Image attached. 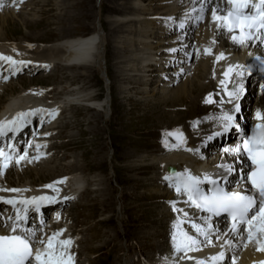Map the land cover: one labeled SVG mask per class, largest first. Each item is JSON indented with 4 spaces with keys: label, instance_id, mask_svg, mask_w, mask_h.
<instances>
[{
    "label": "bare ground",
    "instance_id": "obj_1",
    "mask_svg": "<svg viewBox=\"0 0 264 264\" xmlns=\"http://www.w3.org/2000/svg\"><path fill=\"white\" fill-rule=\"evenodd\" d=\"M6 1H9V5L0 3V48L3 51L13 52L18 57H22V59H25L27 54L23 53L24 48L25 47L29 48L28 46H30L31 48H36V50L34 52L35 58H32V59L38 60L37 65H42L44 68L49 69L52 66L53 67L57 66V64L59 63L60 64L59 66L62 67L63 69H65V70L75 69L77 72L76 74L74 73L75 75L73 76L70 85L64 86L62 83L63 86L59 88V91L62 92V94H63V96H61V98H60L62 100L55 101V100H49L48 98H45L48 95L47 94L48 89L32 88V89H30L31 91H28L27 93H24V94H20V93L17 94V93H15V91L10 93L12 96L9 98V100L11 99L12 103L16 106L23 105L24 107H29L30 103H31V101H29V99H32L33 98L32 94H34V96L39 101L38 103L40 104L41 108H44V109H58V107L61 106V108L66 109V112H67L71 107L70 104H72V103H77V104L78 103H81V104L86 103V104H88L87 105L88 108L89 107L90 108H93V107L97 108L99 111L98 115L102 112L106 113V111H108V107L109 106L111 107L113 104L112 98L110 96H108L105 100H101L100 95L99 94L95 95L94 94L95 92H93L91 90L92 86H89V85L91 84V82L93 80V77H94L93 74L96 73L95 72L96 68H98L99 70H102V68H103V65H104L103 59H105V57L107 55V51H106V49H107V44H106L107 38H109V40H108L109 46L108 47H110L109 54H110V57H112V59L116 58V56L119 57V55L121 57V54L123 55V53L125 52L124 49H126V47H128L127 44H130V47H132V50H130V52H131L130 54L133 57L131 59L132 60L131 65L128 64V62L124 63V65H125L124 70L123 69H121V70H123L122 74H124L126 72L125 74L127 75V72L130 73L129 71L136 74V77L139 80L138 84L140 86L139 87L140 91H139V89H138V91L140 92L141 96H143L144 98H147V100H152L153 102L157 101V103L174 104L173 101H177V100H179L182 103H186V104L190 102L191 105H190V109L187 112V114L180 117L178 120L172 121L171 123H169V126L172 129L178 128L180 123L183 124V122L189 118L192 119V118H195L196 116H198L200 114L206 113L208 109L205 105H203V104L207 103V102H205V100L211 101L214 96H216L218 94L222 95L223 90L226 89L230 84V83H228V81L231 80V75L230 74L225 75V73L227 72V69L224 67H228L230 64L229 60H231V58L236 59L237 55L235 53V55H236L235 56L231 52L225 50V49L230 47V44H228V43H226V41H223L222 39H220L218 32H224L227 35H229V33H227V31L224 29L223 24L221 22L219 23V20H214L210 17L206 18L205 15L201 16V21L197 25L196 20L198 18H196V15H194L192 13V10H190L191 7L186 6L187 3L183 7L182 2H185L184 0H166L169 2L168 4L170 5L169 7H165V9L167 11L166 13H168V11H169V17L171 19H176L177 17H179L180 23L183 22V24H184L183 28H180V26H179L180 24H176L177 29H176L174 35H175L177 41H176L175 45H179L180 43H182V41H183V39H185V35H186L189 38L193 37L194 40L197 42L201 41V43L204 44V49L205 50L210 49V52L208 53L209 58H205V60H202L199 63H197L198 66H194L193 70L189 68L188 61H187V63L184 65V67H182V68L178 67V68L173 69L172 74L166 73V71L169 70L166 68V66H168L169 64H172V62L169 59L162 58V56H160V53H159L162 48L166 47L165 41L167 40V37H166V35L160 34L161 32L159 30L158 31L160 33L155 32V28H156L157 24H159V25L160 24L167 25V24L164 20H162L161 17H158V16H156L155 18L149 17L150 15H152L150 12H152V10H154L153 3H155V2L157 3V1L159 2L161 0H150V1H148V0H130L131 6H130V11H128V12L127 11L125 12V10L128 9L129 7L124 10V7L121 6L120 4H118L119 0H106L108 2L106 12L108 13V15H111L110 22L108 21V24H109V31H108L109 34H107V35H109L108 37H106V34H104V29L101 28L99 25H97V22H98L100 15L99 16L97 15V11H95V5H94L95 13L92 14V11H91L92 9H91L90 10L91 14L89 15L87 12V9H85L83 4L77 3L73 7L76 8L78 12L76 15L71 14L72 15L71 16L72 22H77V21L85 22V21H87V18H93L94 24H95L94 31L91 34L81 35V36H79V35L78 36H71L69 34V32L71 30L70 28L63 30V31H60L62 34L61 39L56 41L53 44H49L48 47L39 45L42 42H40L38 40H33V41H37L36 42L37 44H31V45L27 44L26 45L25 42H26V40H29L28 38H21L22 39L20 41L21 43L18 42V44H17V42H15L9 38V36L7 34L8 33L7 30H6V33H3L2 28L5 29L6 25L9 22L8 20L10 18H14L16 16L20 17L21 16L20 13H22V12H20V11L17 12V10L21 7V5H23L25 2H27L29 0H16V4H18V7L13 4V0H6ZM194 1L195 0H192L191 3ZM208 1L209 0H207V2ZM195 2H197V1H195ZM63 3L66 4L67 0H63ZM121 3H124V2H121ZM33 4L34 3H31V6ZM213 4L215 5L214 1H213ZM92 7H93V5H92ZM155 10H158V9H155ZM188 10H190L191 12H188ZM222 10H223V7L220 5H218V7L215 8V12H217L219 14H220V11H222ZM158 14L162 15V13H160V12H156V13L154 12V15H158ZM114 15L117 17H114ZM209 19H211L212 21L210 22ZM166 21H167V19H166ZM126 23H128V25L131 26V28L129 27V29H131L129 32L126 30L124 31V28L127 27ZM82 26H84V28H85V23H83ZM161 29L163 30L164 27L161 26ZM113 36L116 37L115 41L116 42L118 41L117 44L121 45V46H116V49L119 51L116 55L113 54V52H114L113 51V45L114 44H112V42H111V37H113ZM186 42H187V39H186ZM208 42H209V44H208ZM189 43L191 44L194 42L192 39H190ZM44 45H46V44H44ZM184 46L186 47V45H184ZM184 46L182 48H184ZM192 49H193V44H191V47L189 50L191 51ZM242 50H245V48H243ZM190 51H189V55L191 56ZM221 52L225 53V56L222 59L218 60L217 57L219 56V54ZM126 53H129V51H127ZM247 54H249V53H247ZM190 56H188V57H190ZM188 59L189 58H187V60ZM122 60H123V58H122ZM196 60L194 62H196ZM155 61L157 62V65H158V66H156L157 67L156 70L158 72L161 71L160 74L159 73L156 74V75H159V77H161V80H162L161 81L162 83L160 86H162V88H164V89H162L161 91H160V89L158 90L156 88L160 84L159 81L156 82L153 90L150 89L151 86H150V88L148 86V85H150L151 82H153L155 80H159L158 76L150 75V73H149L150 72L149 67H150L151 63L155 62ZM123 62H124V60H123ZM117 63H119V62H116V64ZM119 67H120V65H119ZM130 67H133V68L130 69ZM23 68L24 67H22L21 69H23ZM15 69H16V67H15ZM162 69H164V71ZM35 70H38V69L36 68ZM184 70H185V72H184ZM228 71H229V69H228ZM39 72H44V71H39ZM208 72H210L211 75L213 76V79H214L213 83H211V81H209L208 83H206V81H205V83H204V77L207 75ZM115 73H116V71H115ZM180 76H181V78H183V82L179 86L172 88L171 83L167 84V81H171V82L175 81ZM19 78H24V76L19 77ZM20 80L21 79H18L14 82H10L9 84H5V82L0 81V91L5 93L6 87H8V86H10V88L12 90L14 83L20 82ZM28 80H29L30 85L35 84L33 81V78L28 79ZM77 81H79V82L83 81V83L82 84L80 83V85L78 84L79 90L78 91L76 90L77 92H74V90H72V88H73V86L76 87V85H77L76 83H78ZM221 81H224V83L221 84ZM124 84L127 85V83H124ZM124 84L122 85L124 88L125 87L127 88L129 85L128 84L127 86H125ZM22 85H23V83H22ZM144 87H147V88L145 89ZM211 89H212V91H211ZM120 90L122 91V89H120ZM127 91H128V88H127ZM64 92H67V93H65V95H64ZM161 92H162L163 96L160 95ZM172 93H176V95L178 94L177 95L178 97H175L174 99H170V100L165 99L166 97H172V95H173ZM195 93H197L198 96L197 95L195 96ZM140 94H139V96H140ZM168 94H169V96H168ZM191 95H194L195 97L194 96L192 97ZM99 99L101 101H99ZM3 100L4 99L2 98V101ZM124 100H125V98H124ZM31 105H32L31 107L37 106V104L36 105L31 104ZM7 107H8V105H7ZM85 107H84V109H85ZM61 108H59L58 110H60ZM215 108H216V112L213 115L212 119L209 118V120L206 121V119L203 118V119L197 120L199 122L195 121V123L188 125L186 127V133H188V136L185 140H182V143H181V137H177V136L170 137L171 140L179 141V145L174 144V145L169 146V147L167 146L168 147L167 149L172 148V150H170L168 152L161 151L160 154H152V155L147 154L148 156H146V154H145L144 156H141L139 158V161L143 157H150V159H148L149 162L146 160L144 165H135L133 167L132 171L133 172L139 171L140 173H145V174H147V172H151V174H155L154 175L155 180L153 178V182L150 181V183H147V184L145 181L143 182V183H145V184H143V186L145 188H146V186H148L149 187L148 190H150V192L147 191L148 195H144V197H143L144 199H147V200L151 199V200L157 201L158 199H160L158 197V195L159 194L164 195L165 193H167L168 200L174 199L175 197L177 198V199H175L176 203L172 202V205L170 207L172 213L169 210L170 208L168 209L167 207L163 206L164 210L162 209L165 212V216H166V211L168 210L167 215L171 214L170 216H173V214L175 213L176 217H177V219L172 217L173 220H171L172 229L176 228L175 239L177 240V238H178V240L175 242L176 249L172 250V247H169L170 253L175 254L174 257L172 258V264H179V262L180 261L182 262L184 259L192 260V258H195L199 254H211L212 253L214 255V257H217L220 252L224 253V257L222 259H216L215 261L217 262V264H219L220 262L222 263V261H223V264H264V251L260 250L261 244H264V233H261L258 230L259 229V221H254V224H256V226H257V231L254 233L252 240L248 239V226H246L244 229H241V231H239V229H237V231H232V229L230 230L229 228H227L225 226L223 228H221V226H222V222H221L219 224V231H222V232L216 233L212 230V228L216 230V228H215L216 221H213L207 213H205L201 209L194 206L188 200L187 194L185 192L181 191L180 193H178L176 191V182L177 181L175 178L177 177V174H184V175L188 174L190 172V170H189L190 169L189 167L191 166L190 162L193 164H198L195 160V157H194V151H192V150L196 149L197 147H200L199 145H201L200 143L202 142L201 140H202L203 135L206 137L207 134L212 133L211 130H213L214 128L218 129V125L220 124V118H221L219 116H221L223 114V111L220 108L219 103H216ZM44 114L45 113H42V115H44ZM102 115L103 114H100V117H102ZM190 115H192V116H190ZM56 120H57V118L55 116H53V123L52 124L54 126L58 124V122H56ZM54 128H56V127H54ZM46 133H47V135H46ZM46 133L42 132L41 135L39 134L37 137L33 138L30 142V146H32V149H33L32 153L36 154L40 164H38V166H36V167L27 169L26 174H23L24 173L23 172L22 174L25 176H21V174H20L19 180L11 179L12 172H8V174L6 175L7 176L6 180H9L12 183L17 184V185H22V184H24V185H30V184L42 185V183L48 182L49 184H52L53 187L61 186V187H63L62 190H68V191H69V185L71 184L72 188H74L75 192L78 189L77 185L83 186V188H85V187L88 188V186L91 184V182H90V180L86 179V175H84L85 169H81V168L79 170L73 169L66 174L63 172L65 174L64 178L59 179V180H57V177L59 174L56 173V175H54L55 172H57V171H55V172L52 171L54 173H49L48 175H42L41 177H38V178L34 177V179H32V175H33L32 171L39 172V171L48 170L50 172V170H51L49 167V164L43 165L44 163H47V154H46V151H44V149H47L46 141H47V138H50V135L52 134V132H49V133L46 132ZM37 145H39V147H37ZM136 155H137V153H136ZM130 159H131V157H130ZM133 162L135 163V161H133ZM29 163H31V159L28 158L27 154H25V159L20 160L19 163H16V165L22 166V165L29 164ZM139 164H143V163H139ZM155 165H158V166L161 165V171H159L158 173L156 172L157 167H155ZM170 166H174L177 169H181V171L178 170L177 174H171V173L166 174V172H162L163 167H167V169H168ZM80 170H82V172ZM153 170H155L156 173H153L154 172ZM35 175H36V173H35ZM62 175L63 174H61V176ZM194 175L199 176L201 178L204 177V174L199 173V172H195ZM207 175H214V174H211L210 172H208ZM4 176L5 175L3 173H1V177H4ZM49 176H52V177H49ZM165 177H173V179L168 180V179H165ZM159 179L162 180V184L167 183V186H165L164 188L161 186L159 188L157 185V181L159 182ZM98 180H96V181L94 180V181L98 182ZM164 181H166V182H164ZM37 183H40V184H37ZM42 188H44V186H42L40 188L39 187L38 188L33 187V188H30V191L31 192H37V191H40ZM170 190L172 191V193L170 192ZM88 191L89 190L87 189V192ZM70 192H72V191H70ZM76 198L77 197H75L73 199H76ZM139 198L140 197H138V199ZM72 200L70 202H72ZM170 201H172V200H170ZM168 203H170V202H168ZM54 205L57 207L56 208L54 207L51 210H55V209L60 207L59 204H54ZM67 206H69V204ZM160 208H161L160 206H157V211L160 210ZM153 210H154V208H153ZM108 211H110V210H108ZM2 215H4V214H2ZM58 219H60V214H59L58 218L56 217V218L52 219L51 223H49L47 226H52L55 224V225H58L57 228H59L60 230L70 229V228H68L69 227L68 224L70 226L72 224L71 220H70V215L67 216L68 223H65L64 220L62 219V221H61L62 224H61V222H59ZM194 224L201 225L208 232V238L210 239L213 237L215 239V241H212L213 240L212 239L211 240L212 243H208V240L206 238H204L202 244H200L198 242V243L192 245L190 248H185V247L181 248L179 243H181V242L183 243L185 233H187V235H189V236L195 237V239H198L201 236H204L203 234H201V232H198L195 227H193ZM209 224L211 225V228L208 227ZM169 226H170V224H169ZM74 229L75 228L71 227V231L76 230V229L75 230ZM162 232L164 233V231H162ZM49 233H51V231H48V233H40L39 232L37 234V237H35V240L40 241L39 243H41V241H48L49 238H53L55 236V239L53 240L54 247L57 250H63V248L61 247V245L58 242V237L56 235L51 236V234H49ZM78 237H80V236H78ZM173 237H174V234H173ZM217 237H219V239H217ZM162 240H164V239H162ZM172 240H174V239H172ZM165 242L167 243V237L165 238ZM172 245H173V243H172ZM177 245L180 246L179 250H177ZM90 246H91L90 244H89V246H87V250L92 249ZM38 247L40 248V246H38ZM77 248H78L77 246H76V248H73L72 246H70L69 249L67 248V253H68V250H69V253L71 255H75L78 252V254L80 256L81 254ZM162 248H164V247L159 248V252H160V249H162ZM166 248H167V246H166ZM154 252H155V249H154ZM154 252H151V253H153V255H154L155 254ZM156 255H159V254H156ZM165 259L163 260V262H162V260H159V261L155 262L154 264H161L164 262H165V264H167L166 263L167 260H165ZM150 260L151 259L148 257L147 258L143 257L142 260H139V261L141 262L140 264H151V263H148ZM125 264H138V263H134L133 260L129 259V260H126Z\"/></svg>",
    "mask_w": 264,
    "mask_h": 264
},
{
    "label": "rangeland",
    "instance_id": "obj_2",
    "mask_svg": "<svg viewBox=\"0 0 264 264\" xmlns=\"http://www.w3.org/2000/svg\"><path fill=\"white\" fill-rule=\"evenodd\" d=\"M31 3L34 4L31 6ZM77 3L83 4L89 15L91 11L92 14L97 11V15H100L97 25L104 29V34L108 37V21L110 22L111 15H108L106 12L108 5L106 0H67L66 4L63 3V0H29L19 8V11L22 12L20 13L21 16L10 18L5 29L2 28V31L6 33L7 30L9 38L12 39L26 37L30 40L41 41L44 44H52L60 40L62 37L60 31L69 28L71 29L69 32L71 36L91 34L95 27L93 18L86 17L87 21L85 22H72L71 20V14L76 15L78 12L77 9L73 7ZM162 3H164V0L153 3L154 10H159ZM118 4L123 6L124 10L129 7V10L126 9L125 12L130 11V0H119ZM30 6L32 8L27 10V7ZM154 10H152V13L158 11ZM114 17L117 16L114 15ZM83 23H85V28L82 26ZM126 24L127 27L124 28V31L126 30L129 32L131 30L129 27L131 28V26L128 25V23ZM115 39V36L111 37V42L114 44V55L119 52L116 46H121L117 44L118 41L116 42ZM108 40L109 38H107L106 41L107 55L105 59H103V68L102 70L96 68L97 71L95 70L96 73L93 74L94 77L89 86H92L91 90L95 92V95L99 94L100 98L106 99L110 96L113 101V107L109 106L106 113H100L103 114L102 117H100V114L98 115V109L88 108V104L86 103L71 107L64 114V120H62L59 129L61 131L57 136V141H55V146H58L56 150L58 159L56 161L52 159L47 160V163L43 164H49L51 169L50 172L48 170L39 172L32 171V179L57 171L54 175H56V173L59 174L57 177V180H59L64 178V175L69 171L73 169L79 170L81 168L85 169L84 175H86V179L90 180L91 183L93 182L89 185L90 187L88 186L87 188L89 191L87 192L86 190V193L79 199H74V202L70 206V210H68L70 220L72 219V228H75L77 233L72 236V238H76L78 242L77 247H80L79 252L82 254L80 261L82 264L86 262H88V264H125L126 260H135V257L136 259L142 260L140 254H144V258L151 255L154 260L156 256L151 253L154 252V249L155 251L159 250V248L168 244L169 247H172V250H174L176 249L175 241L178 240V238L177 240H172L175 237L176 228L172 229L171 220H173L172 217L177 219L176 214L174 213L173 216H170L171 214L167 215V210L165 216V212L163 211L164 207L169 209L172 202L176 203V200L170 201L167 198V200L163 199L162 201L144 199V195H148L147 191L150 192V190H148V186H146V188L143 186V184H145L143 182L145 181L146 184L150 183V181L153 182L155 174H151V172H147V174L140 173L139 171L133 172L132 169L135 165H144L146 160L149 162L148 159H150V157H143L139 161L141 156L145 154L146 156L160 154L161 151H164V148H161V146L169 143V141L167 140V136H160L164 131L163 129H172L169 123L186 115L191 104L190 102L187 104L182 103L179 100L173 101L174 104L157 103V101L153 102L141 96L139 92V80L136 74L131 71H129L130 73L127 72V75L125 74L126 72L122 74L125 67L124 63L128 62V64L131 65V59L133 57L130 54V50H132V47H130V44H127L128 47L124 49L125 52L123 55L121 54V57L119 55V57L116 56V58L112 59L109 54L110 47H108ZM41 46L48 47V45ZM127 51H129V53H126ZM116 62L119 63L116 64ZM59 65L58 63L57 66ZM131 68L133 67H130V69ZM74 73H77L75 69L65 70L60 68L52 77L49 76V79L42 80L41 77H34V83L54 85V87L55 85H70L75 75ZM24 81L22 80L20 83L28 86L27 80L25 79ZM79 81H77L76 87L73 86V90H79L80 83H83V81ZM124 83H127V85L129 84L127 87L128 91L126 87L124 88L122 86ZM150 86L151 85H149V88ZM16 88L17 91H19L20 86L17 85ZM152 88L153 86H151V89ZM120 89H122V91ZM172 94L174 96L173 99L178 97V94ZM196 95L197 93H195V96ZM191 96L193 97L194 95ZM180 109L187 110L180 111ZM192 120L193 121L186 120L183 125L180 123L179 127L181 125L182 128L178 127L175 128V130L184 129L183 131L185 132L186 127L193 124L196 119L194 118ZM170 133H172V131ZM164 134L166 135V131ZM174 136H176V134ZM182 140L181 138V143ZM176 142L178 143H174L179 145V141ZM133 161H135V163ZM66 164H68V166ZM80 171L82 172V170ZM153 171V173H156L158 169L156 172L155 170ZM26 173L27 172L24 171L23 174ZM23 174L21 176H25ZM61 174L63 175L61 176ZM12 177L13 180L20 179L19 175L13 176L12 174L11 179ZM94 180H98V182ZM158 183L157 181V185L159 186ZM138 197L140 198L138 199ZM158 197L160 196L158 195ZM152 206L155 207L154 210ZM157 206L161 207L158 211ZM169 210L171 212V208ZM65 213H67V211ZM161 230L164 231V233ZM166 237L168 238L167 243L165 242ZM89 244L91 245V250H87ZM169 247H167L168 251Z\"/></svg>",
    "mask_w": 264,
    "mask_h": 264
},
{
    "label": "snow or ice",
    "instance_id": "obj_3",
    "mask_svg": "<svg viewBox=\"0 0 264 264\" xmlns=\"http://www.w3.org/2000/svg\"><path fill=\"white\" fill-rule=\"evenodd\" d=\"M3 0H0L2 3ZM231 3L236 4L237 7L233 10H230L227 16H217L215 10L213 11V19L221 20L224 22V26L232 32L234 29H239L238 35H233L232 39L243 44L248 39V32L246 29H251L256 26L258 22L259 27L264 28V10L259 13V16H249L242 11L248 5V0H231ZM260 3L264 5V0H260ZM13 4L18 7L16 0H13ZM180 28L184 27L183 22L180 23ZM175 51V49H172ZM205 51H210L206 49ZM225 56V53L221 52L217 59H222ZM0 59L7 60L16 65H22L25 62L20 60H14L12 56H4L0 54ZM232 66H229V71H231ZM227 75V73H225ZM7 79V77H5ZM224 81H221L223 84ZM243 91L242 88H237L234 91L236 99H239L240 93ZM235 112H240L239 103L235 104ZM37 113H45L49 116H54L58 113V109H34L27 112H19L11 120L0 121V136H6L7 133H18L20 129L25 127L28 122V117L34 116ZM257 118L264 120V113L257 112ZM233 127H239V124L236 122V117L232 113H224L220 118V124L218 129L212 135L207 137L208 140H212L215 137L223 136L226 133H229ZM260 129L258 133H253L251 139L244 141V149L246 150L248 156L253 162V170L249 173V179L252 186L257 190L259 197L258 211L255 215L249 218V213L252 212L257 207V195H249L240 191H228L224 187L218 186V180L211 176L205 175L203 178L192 175L191 173L177 174L176 179V191L180 193L181 191L187 194V197L192 201L196 207L206 210L209 213L219 216L221 213H227L231 217V228L232 231H237L238 225L246 222L248 225V239L252 240L254 233L257 231V226L254 224V221H259V232L264 233V124L257 125ZM39 147V145H37ZM192 151H198L193 149ZM239 151V149H236ZM0 157H4L7 161L8 157L5 155L3 148H0ZM25 159V155H20L17 157V163L20 160ZM7 166V163L4 164ZM221 167H224L221 165ZM230 170V166H229ZM66 179V178H65ZM165 179L172 180L173 177H165ZM204 181H209L212 183L213 190L209 194L205 192L202 188V183ZM46 187L52 188L53 185L49 184ZM9 191L20 192L21 189H9ZM55 197L43 195V196H33L31 199H23L21 201L14 199H7L6 203L10 205L22 204V205H32L39 210L41 204L47 202L51 204L55 201ZM68 199V197H65ZM5 200L4 197H0V201ZM29 208L23 207L18 208L15 216V221L20 223L13 222L10 225L12 235H0V264H32L31 258L34 255L36 264H73L71 256L63 250H57L54 247L53 238H49L47 241V248L41 252L36 250L35 254L33 252V245L30 244L29 239L24 235L15 234L18 228H21L23 221L28 219ZM11 220V218H8ZM193 227L197 229L198 232H201L208 240V243H212L211 239L208 238V232L199 224H194ZM211 228V225H208ZM23 231L30 232L32 235H35L31 229H23ZM219 239V237H217ZM175 240V237H174ZM43 243V241H41ZM198 243L195 237L184 234L183 246L185 248H190L192 245ZM59 244L62 247H67L72 244L71 238L63 239L59 241ZM180 246L177 245V250ZM261 251H264V244H261ZM224 253L220 252L217 257L214 259H222ZM200 264H204V261H200Z\"/></svg>",
    "mask_w": 264,
    "mask_h": 264
},
{
    "label": "water",
    "instance_id": "obj_4",
    "mask_svg": "<svg viewBox=\"0 0 264 264\" xmlns=\"http://www.w3.org/2000/svg\"><path fill=\"white\" fill-rule=\"evenodd\" d=\"M170 171H171V172H174L175 170L171 168Z\"/></svg>",
    "mask_w": 264,
    "mask_h": 264
}]
</instances>
